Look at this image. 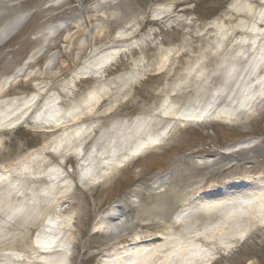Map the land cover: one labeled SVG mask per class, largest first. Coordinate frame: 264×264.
<instances>
[{"label":"rangeland","instance_id":"rangeland-1","mask_svg":"<svg viewBox=\"0 0 264 264\" xmlns=\"http://www.w3.org/2000/svg\"><path fill=\"white\" fill-rule=\"evenodd\" d=\"M167 1L0 0V28L21 15L25 18L11 38H0V101L36 102L38 93L48 91L32 113L31 107L16 106L15 110L14 106H5L13 110L12 121L25 113L31 118L11 131H0V167H5L0 172V264L10 254L20 262L27 259V253L5 246L2 238L25 234L26 217L22 215L25 207L32 205L34 209L33 204L41 201L42 195L45 202V196L57 184L64 185L58 193L67 194L59 205L62 216L73 217L74 245L61 263L114 264L117 252L132 247V243L146 245L173 237L185 239L183 234L192 228L186 233L190 241L192 236L208 227L213 231L218 225L219 213L206 216L199 199L193 197L200 190H193L190 199L194 203L187 223H180L164 234L166 225L182 208L179 197L193 187V179L188 178L202 174L199 165L206 164L201 162L200 155L211 150L234 149L247 139L259 137L260 143L239 147L234 152L237 156L234 163L214 172L198 186L208 189L237 181L258 183L253 180L264 175L263 103L244 122L234 119L183 122L164 146L136 154L106 181L91 185L84 179L95 168V162L85 170H80V165L86 160L89 163L93 154L100 156L105 151L111 158L119 154L114 162H120L139 145L140 138L133 137L134 133L151 124L149 135L155 136L159 126L172 125L191 109L206 107L222 84V76L218 75L216 83L199 93L208 80L204 73L217 74L216 68L228 56L226 53L210 56L209 52L219 43L221 30L229 33L240 21L238 18L229 22L231 9L239 0H192L180 4L168 19L154 21L148 17L153 9L171 6L166 5ZM55 26L58 30L53 31ZM137 26H140L138 37L135 34L128 39L117 38L130 34ZM150 37L153 38L148 43L156 44L159 50L154 64L149 59L153 51L146 55L144 47L136 45V41L141 43ZM112 45L109 52L120 48L122 51L108 64L107 56L100 58L108 50L101 49ZM196 46L198 49L194 50ZM183 49L188 53L176 68L178 51ZM171 50L174 51L169 62L173 64L162 66L159 59ZM202 52L208 54L204 56ZM203 58L209 62L198 68ZM76 72L81 73L78 79L74 78ZM260 75L264 78L263 72ZM11 76L13 80L7 84ZM259 89L257 86L251 95L259 96ZM225 103L221 101L218 110H227L229 106ZM70 119L76 122L66 127ZM126 148L130 149L125 151ZM169 173L172 177L168 175L170 179H165L171 184L170 190L149 189ZM58 174L66 179H56ZM67 179L74 183L69 191L65 186ZM9 193L16 197L8 199ZM135 197L136 203L129 204V212L138 219L119 238L97 227L119 199ZM239 204L233 201L225 206ZM160 208L166 209L163 222L156 221ZM54 217V209L43 215L28 234L27 245L34 243L48 226L53 229ZM216 231L217 238L225 240V232L219 227ZM68 233L64 230L61 235ZM52 240L49 236L46 243ZM213 246L217 247L213 241L203 243L204 249ZM228 246L233 248H220L209 264H264V224H255ZM130 257L133 259V254Z\"/></svg>","mask_w":264,"mask_h":264},{"label":"bare ground","instance_id":"bare-ground-1","mask_svg":"<svg viewBox=\"0 0 264 264\" xmlns=\"http://www.w3.org/2000/svg\"><path fill=\"white\" fill-rule=\"evenodd\" d=\"M99 2L107 0H98ZM192 0H168L166 5H171L169 7H159L153 9L149 13V18L154 21H162L163 19H168L173 17V12L177 9L180 4L190 2ZM233 15L230 18L229 22H234L240 19V21L234 26V28L229 33H225L224 30H221V38L219 43L215 46L213 52H209L210 56H220L222 53L227 54L225 61H222L221 64L216 68L218 70L217 74L205 72L204 76L208 77L207 82L203 85L199 93H203L208 90L211 83H216L218 75L222 76V84L217 89L216 93L213 95V100L206 107L193 108L191 111L184 116H180L178 120L172 125L167 124L164 127H158L156 129L157 133L155 136L151 137L149 134L152 129L151 124H147L140 131L134 133L132 136L140 138L139 147L135 149L132 153H128L120 162H114L118 160L119 154L116 155V158H111L106 154L105 151L98 154H93V158H90V162L87 163V160L84 163H81L80 170L89 166L88 164L94 163V169L84 178L88 183L94 185L96 183H101L112 177L118 169L124 165L126 162L130 161L136 154L141 152H146L151 148L158 146H164L169 142L176 130L180 127L182 122H188L193 120H206V119H221L229 120L234 119L235 121H246L250 119L259 109L260 106L264 103V78L260 75L264 73V0H239L238 4L232 9ZM25 18L19 16L17 19H14L7 25L0 28V38L7 40L11 38L24 23ZM83 24V22H80ZM136 23H139L136 21ZM140 26L136 27V30L131 32L126 36L117 37L118 39H128L133 37L136 34V37L139 35ZM53 31L58 30V28L53 27ZM155 33L152 32V36ZM236 36L238 39L235 40ZM202 36L197 38L201 39ZM149 38V37H148ZM144 38L140 47H144L143 52L148 55L150 53L149 59H152V64L155 63V56L157 55V46L156 44L150 45L148 43L150 39ZM231 44L230 48H228ZM151 47H150V46ZM94 47V45H93ZM137 47V46H136ZM139 47V48H140ZM111 48L108 49L104 55L100 58L106 56V63H112L121 53L122 49H115L111 51ZM198 49L196 46L194 50ZM159 51V50H158ZM172 51H168L163 59H159L162 62V66L166 65L172 59ZM188 53L187 49L178 51L179 64L176 68H179L182 58ZM206 56L208 52H202L201 55ZM202 58V56H201ZM209 62V60H204V58L199 61L197 67L201 65L204 67ZM173 62H169L168 65H172ZM192 69L190 70V72ZM81 76L80 72H76L74 75L75 79H78ZM13 80V77L7 79V84ZM259 86L260 95L257 96L256 93L251 95L252 91H255L256 87ZM48 92V91H47ZM46 91L38 93V100L32 102V100L19 102L20 100H8L0 101V131H11L20 125H25L30 121L31 115H21L16 120L12 121L13 110L5 109L9 107L5 106H26L27 109H31V113L34 111L36 106L39 105L40 100L44 98L47 93ZM221 101L226 102L225 104L228 107L227 110L224 109L221 111L218 110V106ZM239 102V104L236 103ZM20 103V104H19ZM9 110V111H8ZM64 118V117H62ZM70 123H66L65 126H70L73 122H76L73 119H70ZM130 136V137H132ZM143 138V139H142ZM259 142V139L249 140L246 143L249 146ZM130 148H126L125 151H128ZM233 150H225L224 152H218L217 155L220 157L216 159L203 158L201 162L206 165H199L202 168V174L198 178H188L189 180L193 179V187L189 191L183 193L179 197V203L181 209L176 213L172 218L171 223L166 225L164 228V234L168 231H171L176 228L180 223H187L186 217L190 214V204L191 199L190 195L193 190L200 192L193 196L194 198L199 199V205L202 206V209H205L206 216L212 217L214 213H219V223L214 230L208 227L203 233L196 234L192 240L188 241L187 232L190 233L192 228L182 236L185 239H165L161 243H151V244H137L135 247H124L123 251L117 252V257L114 259V264H209L213 260L214 255L218 252L220 248H225L231 250L233 246H228L233 243L235 240L239 239L242 234L250 231L254 225L264 224V176L259 179H255L259 182V185L250 184V182L245 181L244 183H235L230 182L227 185H217L212 186L215 189H208L207 191L202 190V187L198 186L200 183L204 182L211 174L216 171L223 170L227 168L231 163H234L237 160V156L234 154ZM122 155V153H121ZM105 160V164L103 163ZM97 163V164H96ZM3 170V169H1ZM2 171L1 173H3ZM22 173H25L22 171ZM168 176H163L158 180L159 185H150L149 189H158L159 191L170 190V182L165 179ZM56 179H61L62 181L66 179V176L58 174ZM2 179H0L1 181ZM59 182V180H58ZM57 182V183H58ZM235 183V184H234ZM197 184V185H196ZM231 184V185H230ZM234 184V185H233ZM63 184L55 185L51 191L45 196L46 201L44 202V196L42 195V200L36 202L34 209L32 205H27L24 209L22 215L24 218V229H26L25 234L22 236H5L2 238L3 244L7 247L15 249L18 251L22 250L24 253H27V259L16 260L12 254L5 257L6 262L4 264H62L61 262L67 259L71 247L74 245L73 241V230L71 222L73 220L72 216L63 217L62 209H59L60 203L65 199L66 193L60 192V188H63ZM74 183L72 180L67 179L66 187L68 191L73 188ZM157 185V184H156ZM252 185V186H250ZM58 186V187H57ZM38 196H41L42 193H37ZM16 196L9 193L8 199H14ZM202 197V199H201ZM134 198V197H133ZM133 198H121L116 204L110 209V212L102 217L99 221L97 227L107 234L113 235L114 237L119 238L123 232H126L138 219L136 215H132L129 212V204L136 203V197ZM192 198V197H191ZM204 198V199H203ZM239 202L240 204L236 207L234 206H225L227 203ZM194 203V202H193ZM253 205V206H252ZM54 209V227L51 226L45 228L42 233L39 234L38 238L35 239L34 243H29L30 238L28 234L43 215L49 210ZM161 212L157 215V222H163L165 220V211L166 209L160 208ZM21 213V212H20ZM20 216L19 213L16 214ZM263 220V221H261ZM224 231L225 240H220L217 238V229ZM65 233L70 232L66 235H61L63 231ZM52 237V241L46 243L47 238ZM149 238V237H148ZM202 240V241H201ZM213 241L216 246H213L211 249H204L203 243ZM20 243V244H19ZM18 245V246H17ZM214 245V244H213ZM18 248V249H17ZM30 251V252H29ZM29 254V255H28ZM134 256L131 259L130 256ZM113 261V262H114Z\"/></svg>","mask_w":264,"mask_h":264}]
</instances>
